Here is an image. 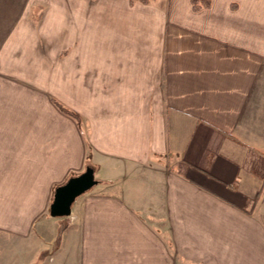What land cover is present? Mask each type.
Instances as JSON below:
<instances>
[{
  "label": "crops",
  "instance_id": "crops-1",
  "mask_svg": "<svg viewBox=\"0 0 264 264\" xmlns=\"http://www.w3.org/2000/svg\"><path fill=\"white\" fill-rule=\"evenodd\" d=\"M156 1L0 0V264H264V0Z\"/></svg>",
  "mask_w": 264,
  "mask_h": 264
},
{
  "label": "water",
  "instance_id": "water-1",
  "mask_svg": "<svg viewBox=\"0 0 264 264\" xmlns=\"http://www.w3.org/2000/svg\"><path fill=\"white\" fill-rule=\"evenodd\" d=\"M98 183L95 170L91 165L80 174L71 176L66 182L57 186L49 207V212L54 217L69 216L75 199L91 189Z\"/></svg>",
  "mask_w": 264,
  "mask_h": 264
},
{
  "label": "trees",
  "instance_id": "trees-1",
  "mask_svg": "<svg viewBox=\"0 0 264 264\" xmlns=\"http://www.w3.org/2000/svg\"><path fill=\"white\" fill-rule=\"evenodd\" d=\"M131 1L133 2L135 0H131ZM140 1L148 2L149 0H140ZM191 1H192V4H193V6H194L195 9H200L202 7H209L210 4H211V0H191ZM57 105L59 106V108L62 111L66 112L67 114H70L72 116H76V114L73 111H71L70 109L66 108L62 104L57 103ZM60 237H61V234H59V236H58V239L56 241L57 244L59 243Z\"/></svg>",
  "mask_w": 264,
  "mask_h": 264
},
{
  "label": "rangeland",
  "instance_id": "rangeland-1",
  "mask_svg": "<svg viewBox=\"0 0 264 264\" xmlns=\"http://www.w3.org/2000/svg\"><path fill=\"white\" fill-rule=\"evenodd\" d=\"M135 1H140V0H135ZM135 1H133V2H135ZM149 1L153 2V1H155V0H149ZM149 1H148V2H149ZM131 2H132V1H131ZM140 2H143V1H140ZM148 2H143V3H148ZM156 2H159V3L165 2L166 4L164 3V6H163V7H169V4H170V3H169V0H157ZM193 8H194V6H193ZM194 9H195V8H194ZM196 10H197V9H196ZM263 164H264V162H262V163L259 162L257 166H261V165H263ZM63 223H65V222H63ZM50 230H51V233H50V234L52 235L53 225H52V229H50ZM50 234H49V235H50ZM51 235H50V236H51ZM57 237H58V236H57ZM55 243H56V242H55ZM53 248H54V247H52V249H53ZM41 253H43V252H41Z\"/></svg>",
  "mask_w": 264,
  "mask_h": 264
}]
</instances>
